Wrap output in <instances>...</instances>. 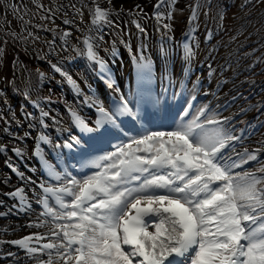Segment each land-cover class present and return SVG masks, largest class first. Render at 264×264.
Wrapping results in <instances>:
<instances>
[{"label":"snow or ice","instance_id":"1","mask_svg":"<svg viewBox=\"0 0 264 264\" xmlns=\"http://www.w3.org/2000/svg\"><path fill=\"white\" fill-rule=\"evenodd\" d=\"M80 2L81 8H77L69 0L67 7L74 16L68 18L65 11L63 19L65 25H75V30L81 32L77 43L70 42L72 31L65 29L59 34L60 51L50 41L48 52L41 55L38 51L36 56L46 61L51 72L60 75L80 98L79 103L65 104L69 117L65 124L38 101H31L39 109L41 129L34 138L32 154L44 176L33 180L5 161L20 180L33 185V198L27 195V184L4 193L16 203L0 212V217L15 212L25 214L28 220L23 225H5L0 233L22 228L30 231L15 239H4L0 234V260L7 259L8 264H264V133L251 139L264 125V100L228 111L238 99L250 97L240 91L222 96L221 88L228 83L224 79H218L215 88L205 84V80L211 84L215 77V45L207 49V60L199 61L207 63V74L194 71L201 44V0L187 5L189 14L179 39L173 35L176 14L183 13L177 7L178 0H156L152 6L155 31L161 33L160 55L167 61L179 53L183 62L179 79L167 68L161 72L159 90L154 86V61L145 54L149 34L138 20L147 15L141 5L127 13L137 17L133 20L140 40L136 52L132 53L130 42L119 40L132 53L135 71L134 82L125 89L114 77L108 60L100 55L105 43L102 29L118 27L112 17H119L123 7L117 9L113 0H105L106 7L100 0ZM32 3L49 13L40 16L41 20L65 10L64 4H57L53 11L37 0ZM212 3L203 0L205 18ZM215 4L212 26L205 28L203 36V43L208 45L215 34L224 30L228 10L225 0H215ZM255 4L264 5V0H243L240 7L251 10ZM83 8L88 9L90 17L85 29L75 19L79 16V23H84ZM4 11L23 21L21 32H16L6 16L0 20V40L5 45L34 44L39 39L30 31L27 36L22 34L31 24L30 19L24 20L27 9L21 14L14 0H5ZM35 27L45 28L42 24ZM116 45L113 39L103 51L115 57ZM256 51L252 48L244 55L250 57ZM63 53L69 55L64 57ZM65 58L85 59L112 93L110 100L100 99L90 88L85 92L65 69L61 62ZM16 63L13 61L14 67ZM257 63H264V59L256 57L245 70ZM23 70L29 86L33 76L38 85L50 79L49 73L40 68L33 72L25 64ZM226 70L220 66L221 75ZM243 82L256 84L248 77ZM10 83L16 85L15 73ZM13 90L20 92L18 86ZM22 94L30 98L27 89ZM201 96L212 99L200 103ZM0 99L8 105L4 90H0ZM44 99L53 102L51 96ZM221 99L223 103H219ZM82 107L92 110V115L83 114ZM253 109L257 113L255 123L237 120ZM8 112L11 115L7 119L0 112L5 132H10L8 125L12 122L17 126L21 123L11 106ZM25 118H33L32 113H26ZM49 119L55 136L47 132ZM30 135L25 132L23 137L13 135L12 139ZM0 150L6 151L7 146L0 145ZM11 151L17 157L24 154L21 147L13 146ZM5 245L16 247L24 255L4 251Z\"/></svg>","mask_w":264,"mask_h":264},{"label":"rangeland","instance_id":"2","mask_svg":"<svg viewBox=\"0 0 264 264\" xmlns=\"http://www.w3.org/2000/svg\"><path fill=\"white\" fill-rule=\"evenodd\" d=\"M24 1H25L24 5L23 6L21 5V7H20L21 14H24L25 9L28 10L27 14L24 15V17H26L27 20H29V19L31 20V24H29L31 32L34 34V36L38 37L39 36L38 34H40L39 30H38L39 28H36L35 25L36 24H42L45 26V24H47V23L44 22V20L46 21V19H44V20L40 19V16H42V14H43L42 9H37L36 6L30 4L27 0H24ZM189 2H190V0H178L177 7L179 9H183V13L181 14L180 12H177L175 20L173 21L174 30L177 32H179L181 30V27L183 25L182 17L184 16L185 9L187 10V5L189 4ZM116 3H118V5L126 7V8H128V6H130V5H137V4L141 5V7L143 9L149 7L147 1H141V0H120V2H116ZM252 9H255V6H253ZM29 13L31 14L30 16L28 15ZM233 14L234 15L229 14L227 21H226V28L229 30L228 34L225 36H223L221 34L219 37L222 40L227 39L228 41H233L234 45H238V46H240L241 44L244 45L246 43V39L249 38V36L251 35V32L255 33V31H250V29H244V28H241L239 26L238 20L240 19L242 12H240L239 10H234ZM2 16H3L2 18H4L6 16L7 20L11 22V28L12 29H14L16 32H21L22 23H23L21 20L16 19L11 14V12H8L6 14L5 11H3ZM33 22H35V23H33ZM262 32H264V31H262ZM22 34L27 36L28 32L24 31ZM232 37H235V39L233 40ZM8 44L15 51V55H16L15 58L19 60L20 65L26 64L34 72L36 67H37L36 55H37V52L39 51L40 47H42V41L37 39V40H35L34 44L30 41L27 45L20 44V43H11V42ZM8 44L5 45L3 43V40H0V47L6 46V48H7V50L4 52V55H6V56H5V60H3V62H2L0 73L1 74L6 73V75H8V71H9V69H7V65H8V63H10V61L12 59V57L9 56L10 50H8V48H9ZM25 48H26V52H24ZM28 48H30L33 52H30L28 54L27 53ZM26 77H28L27 73H26Z\"/></svg>","mask_w":264,"mask_h":264},{"label":"bare ground","instance_id":"3","mask_svg":"<svg viewBox=\"0 0 264 264\" xmlns=\"http://www.w3.org/2000/svg\"><path fill=\"white\" fill-rule=\"evenodd\" d=\"M143 1H145V0H143Z\"/></svg>","mask_w":264,"mask_h":264}]
</instances>
